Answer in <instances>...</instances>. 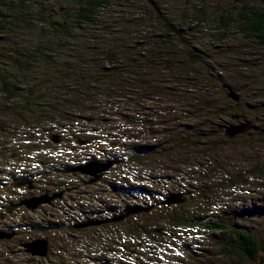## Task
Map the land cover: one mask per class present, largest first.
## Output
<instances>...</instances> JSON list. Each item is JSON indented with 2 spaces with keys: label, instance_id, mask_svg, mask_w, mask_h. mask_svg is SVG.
Wrapping results in <instances>:
<instances>
[{
  "label": "rangeland",
  "instance_id": "1",
  "mask_svg": "<svg viewBox=\"0 0 264 264\" xmlns=\"http://www.w3.org/2000/svg\"><path fill=\"white\" fill-rule=\"evenodd\" d=\"M186 1L159 3L176 15L196 9ZM237 1L210 0L209 4L229 7ZM112 12L114 16H142L140 10ZM206 23L210 33L218 22L210 18ZM149 28L160 35L154 25ZM222 45L231 51L230 43ZM220 46L213 44L219 50L213 55L220 54ZM91 50L98 52L94 46ZM236 53L226 60L231 71L232 64L245 59L238 55H250L243 49ZM206 63L207 57L195 71L197 79L190 78L203 88V96L181 83L169 82L166 63L160 62L156 69L134 75L135 80L142 79L144 89L134 92L133 98L103 95L100 101L104 100L106 110L87 107L86 113L71 117L70 112V117L31 127L11 121L9 118L25 122L33 118L21 113L18 103L9 111L0 96V233L7 236L0 238V264H259L221 254L218 242L222 237L204 225L249 228L262 246L260 255L264 253V175L260 173L264 163V83L259 89L260 82L254 77L238 75L235 80L233 75L229 81L226 78L228 87L221 86L218 75L212 76L204 68ZM183 74L180 81L185 79ZM263 74L258 78H264ZM228 92L238 101L230 99ZM23 111L30 113L27 108ZM238 114L245 120L239 122ZM230 126H240L241 133L227 138L225 129ZM50 137L61 142L55 144ZM78 141L87 143L79 145ZM90 159L114 162L103 172V181L88 176L92 178L89 184L84 175L81 179L66 174L69 167ZM23 179L29 182L24 185L27 190L21 182L15 184ZM79 184L83 193L79 203L75 202L78 198L60 202L67 188ZM55 186L62 191H52ZM42 190L52 191L54 196L48 197ZM36 201L40 203L35 208L26 206ZM133 208L135 213L124 214V209ZM73 216L81 223L77 233L69 232ZM113 216L120 221L110 222ZM37 241L46 242V253L41 248L40 254L30 253L28 244Z\"/></svg>",
  "mask_w": 264,
  "mask_h": 264
},
{
  "label": "trees",
  "instance_id": "2",
  "mask_svg": "<svg viewBox=\"0 0 264 264\" xmlns=\"http://www.w3.org/2000/svg\"><path fill=\"white\" fill-rule=\"evenodd\" d=\"M159 2L162 0H0V96L9 111L18 103L30 113L21 107L17 109L33 118L29 122L9 119L31 127L70 117V112H73L71 117L86 113L87 107L106 110L104 100L100 101L103 95L112 99L133 98L134 92L144 89L142 79L135 80L134 75L142 76L145 70L156 69L160 62L166 63L164 70L169 82L181 83L194 93L201 92L200 96L204 94L203 88L196 87L190 78L197 79L195 71L206 57L208 64L204 68L210 75H218L221 86H229L226 80L230 76L235 75L238 80L237 76L242 75L254 77L261 88L264 78L258 76L264 72L261 69L264 66V0H238V4L229 7L213 6L210 0H187V5L192 2V8L196 9L176 15L167 12L163 8L166 4ZM113 9L140 10L142 16H136L135 12L114 16ZM144 17L151 22L147 23ZM210 18L218 23L209 33L205 24ZM152 25L154 30H160L159 36H155L157 31L150 32ZM227 43L231 51H227L228 45H222ZM213 44L221 45L219 55H213L219 51ZM91 46L98 52L92 51ZM237 49L246 50L250 55H238L245 59L232 64L231 71L226 60L231 54L236 57ZM258 50L262 52L256 53ZM55 66H58L56 70ZM174 71L175 75L170 74ZM182 72L185 79L180 81ZM209 81L208 78L206 84ZM157 89L162 92L161 88ZM45 102L47 105H42ZM238 116L239 122L245 120L243 115ZM85 121L90 123L94 119ZM8 130L14 133L16 129ZM260 173L264 175V163ZM77 226L69 232H79ZM204 227L220 234L222 239L218 245L224 256L264 264V253L260 255L262 246L249 228H230L212 222Z\"/></svg>",
  "mask_w": 264,
  "mask_h": 264
},
{
  "label": "water",
  "instance_id": "3",
  "mask_svg": "<svg viewBox=\"0 0 264 264\" xmlns=\"http://www.w3.org/2000/svg\"><path fill=\"white\" fill-rule=\"evenodd\" d=\"M227 96L230 99H232L233 101H236V102L238 101V97L235 94L229 93ZM237 133H241V127L240 126H230L229 128L226 127V129H225V135L227 136V138H232ZM51 141L54 142L55 144H58L60 140H59V138L51 137ZM77 143L79 145H83V144H86L87 142L86 141H78ZM105 163H100V162H96V161H89L83 165H79L77 167L67 169L66 172H71V173L78 172L82 175L96 177V180H97L99 178L98 174H103V172H106L107 169L112 164H114V162H110V161H107ZM168 202H170V201H167L166 203H168ZM38 203H40V201L29 202V204L27 203L28 205L26 204V206L32 205L31 208H35L38 205ZM133 209H124L123 212L125 215H129L131 213H135L136 209L135 208H133ZM120 219H121L120 217L113 216V218L110 219L111 220L110 222L120 221ZM1 237H7V236L0 233V238ZM28 246H30L29 251L32 255L33 254H40L38 252L39 248L42 249V252L46 253L47 244L45 241L33 242V243L28 244Z\"/></svg>",
  "mask_w": 264,
  "mask_h": 264
},
{
  "label": "flooded vegetation",
  "instance_id": "4",
  "mask_svg": "<svg viewBox=\"0 0 264 264\" xmlns=\"http://www.w3.org/2000/svg\"><path fill=\"white\" fill-rule=\"evenodd\" d=\"M88 161H96V160H94V159H90V160H88ZM88 161H86V162H88ZM103 161H106V160H100V161H96V162H103ZM86 162H84V163H86ZM84 163H82V164H84ZM82 164H79V165H82ZM79 165H76V166H79ZM75 166V167H76ZM71 168H73V167H69L68 169H71ZM66 174H70V177H75V176H77V177H80L81 176V179H82V174H80V173H77V172H73V173H71V172H69V173H66ZM105 174L106 173H103V174H100V175H98L99 176V178L96 180V182H99V181H103V179H105L104 177H105ZM84 177H85V179H87V182L86 183H89V184H92V178L90 177V178H88V176L87 175H84ZM20 182L22 183V186H24V185H26V184H29L28 182H26V180L25 179H23V181H19V182H16L15 184L16 185H19L20 184ZM86 183H84L85 185H86ZM74 186V185H73ZM80 184L79 185H77V186H75V187H72V188H67V192H64V194H63V196H62V198L60 199V202H62V200H63V202L64 201H71V202H73L74 201V199L75 198H78V199H76V201L75 202H77V203H79V198H82V197H80V196H82V191L80 190ZM22 188H24L25 190H27V186H24V187H22ZM12 189H14V188H12ZM19 189V188H18ZM20 189H21V187H20ZM24 189H21V190H24ZM110 189V188H109ZM57 190H60V191H62V188L61 187H57V186H55V188L54 189H52V191H57ZM36 191V190H35ZM52 191L50 192V191H48V190H42V192H44L45 194H48V197L49 196H54V193H52ZM43 193V194H44ZM66 195H68V198L69 199H65L64 200V197H66ZM42 206H45V205H41L40 207H42ZM39 207V208H40ZM41 210H43L42 208H40ZM71 224V223H70ZM79 224H81V223H79V221H77L76 219H75V217L73 216V222H72V225H73V227L74 226H77V225H79ZM69 228V227H68ZM7 229H9V227H7ZM69 230H70V228H69ZM11 234H13L12 232H10Z\"/></svg>",
  "mask_w": 264,
  "mask_h": 264
},
{
  "label": "bare ground",
  "instance_id": "5",
  "mask_svg": "<svg viewBox=\"0 0 264 264\" xmlns=\"http://www.w3.org/2000/svg\"><path fill=\"white\" fill-rule=\"evenodd\" d=\"M118 41V40H117ZM120 43V42H119ZM122 45V44H121ZM90 125V124H89ZM97 135V134H96ZM87 137V136H86ZM89 150V149H88ZM91 155V154H90ZM100 184V183H99ZM196 195V194H195ZM195 198V197H194ZM191 199V198H190ZM135 205V204H134ZM143 208V207H142ZM127 219V218H126ZM127 230V229H126ZM103 239V238H102ZM113 241V240H112Z\"/></svg>",
  "mask_w": 264,
  "mask_h": 264
}]
</instances>
